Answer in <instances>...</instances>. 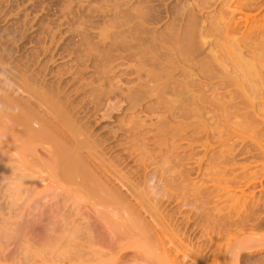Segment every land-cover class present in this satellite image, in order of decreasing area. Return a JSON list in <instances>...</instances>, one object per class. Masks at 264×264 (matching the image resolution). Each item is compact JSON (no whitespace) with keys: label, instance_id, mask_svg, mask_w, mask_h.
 Listing matches in <instances>:
<instances>
[{"label":"bare ground","instance_id":"bare-ground-1","mask_svg":"<svg viewBox=\"0 0 264 264\" xmlns=\"http://www.w3.org/2000/svg\"><path fill=\"white\" fill-rule=\"evenodd\" d=\"M145 13L136 12L134 18L140 17L137 25L117 34L124 41L122 45L138 55L136 65L127 66L124 71V76L139 81L137 88L128 90L130 98L157 97L167 103L171 114L190 118L192 129H203L207 113L204 110L210 109L214 119L243 123V132L259 144V132L255 129L264 128V116L260 113L264 109V0H188L175 13L176 20L183 19L184 25L172 22V26L167 25L159 33L157 29L156 34L145 24L146 17H150ZM8 66L0 57V75L7 79L0 80V187L6 179V189L0 191L4 203L0 206V264H120L118 254L123 251H131L130 260L140 264L152 260L159 264H182L192 256L202 259L200 254L206 249L213 258L220 257L219 241L213 237L203 241L206 236L200 235V251L189 246L188 254L178 261V251L150 230L157 212L150 198L130 182L110 176L98 163L101 140L96 143L88 120L81 118L87 108L74 104L64 90L66 85L63 88L60 83L56 92L47 84L46 75L39 76L27 66L23 72H11L12 68L7 71ZM83 74L79 72L76 79L83 78ZM101 75L88 81H99ZM105 81L108 79L98 83L99 88H104L96 94L92 92L95 100L120 91L111 84L105 86ZM149 83L154 86L149 87ZM90 86L94 87L93 83ZM78 92L76 88L70 93ZM32 124L55 139L47 151L56 160L55 171L64 183L59 184L58 203L47 205V187L38 188L37 182L42 183L44 178L39 179L31 164L37 145L22 137L27 130L34 131L30 129ZM133 127L138 125L134 123ZM15 134L22 143L16 144ZM165 140L157 144L160 150L165 147ZM81 193L84 197H79ZM68 198H79L85 205L95 201L100 206L91 205L93 218H87L80 213L79 201L73 204L78 207L67 206ZM124 204L130 207L126 206L129 212L118 214ZM210 213L206 215L213 216ZM215 220V225L221 224ZM227 222L231 227L236 224ZM122 237L126 242L121 245ZM248 237L247 243L233 255V264H264L261 255L252 257L264 253V248L257 246L264 237ZM116 242L119 248L113 254L111 246Z\"/></svg>","mask_w":264,"mask_h":264},{"label":"rangeland","instance_id":"rangeland-1","mask_svg":"<svg viewBox=\"0 0 264 264\" xmlns=\"http://www.w3.org/2000/svg\"><path fill=\"white\" fill-rule=\"evenodd\" d=\"M187 1L0 0V57L9 64L6 69L12 68L11 72H23L27 66L39 76L46 75L47 84L56 92L60 83L63 88L66 85L64 90L74 99V104H78V108H87L81 118L88 120L91 137L97 138L96 143L101 140L97 149L98 163L110 176L130 182L150 198L157 210L150 230L178 251V261L182 260L183 254H188L190 247L199 252L200 243L213 237L220 244L219 258H213L206 249L200 254L202 259L192 256V259H184L182 264H233V255L247 243L246 237H264V128L258 126V130L255 129L259 132L257 144L243 132L246 129L243 123L214 119L210 109L204 110L207 113L203 129H192L190 118L171 114L166 109L167 103L157 97L130 98L128 90L137 88L139 81L133 76H124V71L125 67L136 65L138 55L136 57L122 45L124 41L117 36L140 21V17L134 18L136 12L150 14L144 22L154 33L157 29L156 33L161 32L167 25L172 26V22L179 21L182 25L183 19L176 20L175 13L186 6ZM142 17L145 19V15ZM79 72L84 74L78 80ZM98 74H102L99 81H92ZM102 78L108 79L105 86L111 84L120 91L95 100L96 95L93 97L92 92L96 94L102 89L103 86H98ZM0 80L7 79L0 75ZM82 81L85 85L88 82L94 87L97 85L95 88L91 84L82 86ZM76 88H79L78 94L70 93ZM260 113L264 116V109ZM134 123L137 128L133 127ZM35 124L30 127L34 131L27 130L22 137L37 145L31 164L39 179L44 178V181L43 184L37 182L39 187L37 183L36 186L39 189L47 187V205L58 203L60 186L64 183L55 171L56 160L47 151L55 139L43 134ZM14 136L16 144L22 143L20 136ZM164 138L165 147L160 150L157 144ZM0 188V191L6 189V179ZM78 195L84 197L82 193ZM78 199L68 198L67 206H80L83 217L93 218L91 205L99 208L100 203L91 201L92 204L85 205ZM77 201L78 206H73ZM124 205L120 206L118 214L129 212L128 205ZM205 212L207 215L212 212L213 216H207ZM248 214L250 216L246 217ZM212 220L221 221V224L215 225ZM227 220L228 224H236L231 227L226 224ZM242 221L246 224L239 226ZM200 235L206 238L199 241ZM119 239L123 240L121 245L126 242L123 237ZM119 244L116 242L111 246L113 254L117 253ZM263 245L264 238L257 243L258 248H264ZM259 255L264 258L263 252L252 257L260 258ZM131 256V251L120 252L118 262L140 264L131 261ZM147 264L159 262L152 260Z\"/></svg>","mask_w":264,"mask_h":264}]
</instances>
